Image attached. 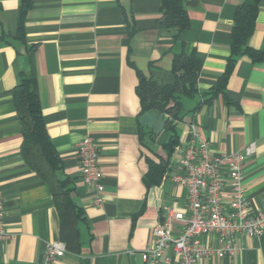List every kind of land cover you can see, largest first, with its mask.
<instances>
[{
  "label": "crops",
  "instance_id": "0c3cea01",
  "mask_svg": "<svg viewBox=\"0 0 264 264\" xmlns=\"http://www.w3.org/2000/svg\"><path fill=\"white\" fill-rule=\"evenodd\" d=\"M245 1L196 0L187 7L188 28L174 39L159 24L162 0H31L22 29V0H0V189L11 233L0 243V264H37L46 242H64L63 215L51 186L22 152L13 93L25 75L37 78L47 132L62 160V175L71 181L70 196L83 210L84 219L75 223L80 250L67 249L55 264H145L141 253L163 206L188 213L187 189L173 176L182 173L192 124L210 154L255 143L241 184L251 208L264 209V60L239 56L224 92L207 94L227 72L235 16ZM247 44L264 53V0ZM182 51L202 60L198 93L182 99L183 119L175 121L179 143L161 182L148 186L144 176L151 161L167 159L170 133L157 135L141 123L138 73L172 83L173 58ZM86 135L100 154L101 206L80 176L77 146ZM182 225L174 220L172 227L178 232ZM238 241L240 251L213 254L198 264H264V232L257 238L241 234Z\"/></svg>",
  "mask_w": 264,
  "mask_h": 264
},
{
  "label": "built area",
  "instance_id": "2783aa9c",
  "mask_svg": "<svg viewBox=\"0 0 264 264\" xmlns=\"http://www.w3.org/2000/svg\"><path fill=\"white\" fill-rule=\"evenodd\" d=\"M191 138L180 160L182 173L173 180L187 189L188 213L162 208L161 221L152 231L150 243L142 251L145 264H198L202 258L216 254L233 255L243 249L238 236L257 238L264 232V209L254 211L242 187L244 161L256 151L254 142L242 150L210 154L194 124ZM77 156L81 180L93 192L97 206L103 205L105 185L97 143L86 135L78 143ZM230 199L225 200L223 194ZM3 192L0 189V243L11 238L6 226ZM174 220L182 229L174 231ZM63 241H48L37 264H55L67 253Z\"/></svg>",
  "mask_w": 264,
  "mask_h": 264
},
{
  "label": "trees",
  "instance_id": "16d2710c",
  "mask_svg": "<svg viewBox=\"0 0 264 264\" xmlns=\"http://www.w3.org/2000/svg\"><path fill=\"white\" fill-rule=\"evenodd\" d=\"M196 0H162L161 16L159 24L174 39L188 28L189 16L187 7ZM31 7V0H22L21 29L23 18ZM259 0H246L235 16L232 31L231 54L228 59L227 72L218 83L207 93L215 96L223 93L228 73L241 55H249L253 60H264V53L252 49L247 41L251 36L258 12ZM135 29L128 32L126 43ZM202 67V60L195 54L190 55L179 52L173 58V72L175 80L172 83L161 84L152 78H147L141 72L138 73L139 82L136 87L142 112L158 110L166 116L165 129L170 133L164 149L167 159L150 162L149 170L144 176L148 186L159 184L167 170L169 160L179 143V134L175 121L183 119L184 97H194L198 93L197 80ZM13 99L19 120L22 125V152L29 166L50 186L54 200L63 215L62 239L66 247L72 251H79L81 241L77 223L84 219L83 210L70 196V179L63 177V163L47 132L45 120L41 108L38 81L33 75H25L15 87Z\"/></svg>",
  "mask_w": 264,
  "mask_h": 264
},
{
  "label": "water",
  "instance_id": "95a60500",
  "mask_svg": "<svg viewBox=\"0 0 264 264\" xmlns=\"http://www.w3.org/2000/svg\"><path fill=\"white\" fill-rule=\"evenodd\" d=\"M140 121L143 125L152 128L157 135H159L166 127L165 115L158 110L145 112L141 116Z\"/></svg>",
  "mask_w": 264,
  "mask_h": 264
}]
</instances>
